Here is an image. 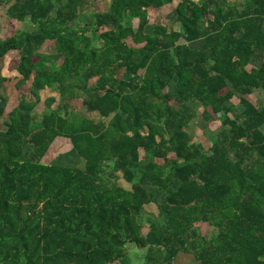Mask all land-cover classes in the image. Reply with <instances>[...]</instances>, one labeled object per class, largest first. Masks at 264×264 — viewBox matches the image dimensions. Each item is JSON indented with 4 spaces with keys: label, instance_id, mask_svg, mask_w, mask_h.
Listing matches in <instances>:
<instances>
[{
    "label": "trees",
    "instance_id": "16d2710c",
    "mask_svg": "<svg viewBox=\"0 0 264 264\" xmlns=\"http://www.w3.org/2000/svg\"><path fill=\"white\" fill-rule=\"evenodd\" d=\"M175 1L88 16L92 0H0V30L35 27L0 39L31 79L7 111L0 70V264H127L130 246L142 264H264V103L249 98L264 95V0H180L169 30L157 13ZM197 117L220 122L206 150ZM58 137L79 166L44 162Z\"/></svg>",
    "mask_w": 264,
    "mask_h": 264
},
{
    "label": "rangeland",
    "instance_id": "374dc122",
    "mask_svg": "<svg viewBox=\"0 0 264 264\" xmlns=\"http://www.w3.org/2000/svg\"><path fill=\"white\" fill-rule=\"evenodd\" d=\"M110 1L111 0H92V6L89 9H87L84 12V14L90 16L92 13L103 10L104 7L109 5ZM178 1L180 0L175 1L174 4L171 6H166L162 8L157 13V17L159 21H162L163 24L169 30L177 28L176 23L178 22V17H177L176 11L174 10V7ZM231 1L235 2L238 0H231ZM1 13L2 11L0 10V15ZM0 21H2V19H0ZM134 25L136 26L137 23L134 22ZM34 28L35 27L30 24L28 19L22 22L10 21L6 29L5 27L1 26L0 39L3 40L6 37L11 36L12 32H14L15 30L25 32V31H33ZM199 43L200 42H193L190 44V46L196 49L199 47ZM26 46L24 47L22 51L23 54H28L30 52L29 49L26 48ZM41 53L47 54L54 61H57L59 58V55L55 52L53 42H46L41 49ZM8 63H9L8 57H4L3 59L0 60L1 74L7 79L4 85L7 88V94L9 97L7 111H10L17 105L18 100L21 98V96H25L27 99L31 97V94H30L31 79L27 81L21 80V77L18 76L16 71H9ZM259 65H260L259 61H257L256 59H252L250 65L248 66V69L250 67H259ZM169 90H170V93L173 95V87H171ZM41 95H42L41 98L44 101L45 98L49 97L51 94H49V92H43ZM249 98L255 104L262 105L264 103V95L260 93L259 91H255ZM42 100L35 109V111L38 114H42V112L46 109L45 105L42 103L43 102ZM235 102H237V100H235ZM192 107L194 109H198V115H199L201 112V109H199L200 108L199 104L198 105L195 104ZM83 113L85 114V116H88V118H91L94 120L98 119L97 113H90V114H87L85 112ZM233 117L237 121H240L242 119L240 107H238L235 110V112L233 113ZM219 125H220V122L218 120L211 121V122H205L202 119H200V117H197L196 119H193L190 122L186 131L190 134L192 142L200 143V145L203 146V149L206 150L209 147L211 141L215 138L216 132L219 129ZM0 129H3V118L1 117H0ZM61 139L62 138L58 137L56 143L52 144V147L48 149L46 155L44 156V162L47 164L55 163L58 165H64V166L69 165L72 167L79 166L81 160L77 156L76 152L74 150H70V148L66 145V142H64ZM62 142L64 143L61 144ZM118 182L122 183L123 181L119 180ZM146 188L149 190L152 189L149 185H147ZM156 211L157 209L154 205H149L145 208V212L147 214H156ZM147 214H143L142 216L143 219H146L149 217ZM206 233L207 235L210 236L212 234V231L208 229ZM128 257L129 258L128 259L126 258L124 263L127 262V264H130L131 262V264H142L144 253L138 251L135 247L130 246L128 250ZM115 264H120V263L116 262ZM179 264H191V263L188 261H182Z\"/></svg>",
    "mask_w": 264,
    "mask_h": 264
}]
</instances>
